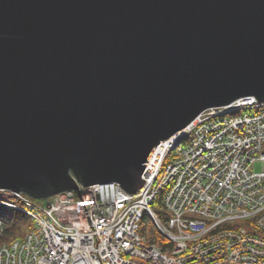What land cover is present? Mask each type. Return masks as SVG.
<instances>
[{
  "label": "water",
  "instance_id": "1",
  "mask_svg": "<svg viewBox=\"0 0 264 264\" xmlns=\"http://www.w3.org/2000/svg\"><path fill=\"white\" fill-rule=\"evenodd\" d=\"M246 96L264 0H0V190L135 194L160 142Z\"/></svg>",
  "mask_w": 264,
  "mask_h": 264
},
{
  "label": "built area",
  "instance_id": "2",
  "mask_svg": "<svg viewBox=\"0 0 264 264\" xmlns=\"http://www.w3.org/2000/svg\"><path fill=\"white\" fill-rule=\"evenodd\" d=\"M263 148L264 100L246 96L160 142L135 194L110 182L80 187L84 204L65 191L42 206L7 190L21 203L0 204L35 220L0 244V264H264V167H251ZM144 216L160 242L142 231Z\"/></svg>",
  "mask_w": 264,
  "mask_h": 264
},
{
  "label": "trees",
  "instance_id": "3",
  "mask_svg": "<svg viewBox=\"0 0 264 264\" xmlns=\"http://www.w3.org/2000/svg\"><path fill=\"white\" fill-rule=\"evenodd\" d=\"M0 200H8L15 203H21V200L7 190H0ZM160 204L161 196H158L155 202ZM154 202V203H155ZM0 218L4 221L3 229L0 232V244L9 243L12 240L20 239L26 231L32 227V221L29 216L18 209L11 208L0 204ZM154 235L155 238H152ZM151 239H157L160 242L158 235L153 234Z\"/></svg>",
  "mask_w": 264,
  "mask_h": 264
},
{
  "label": "rangeland",
  "instance_id": "4",
  "mask_svg": "<svg viewBox=\"0 0 264 264\" xmlns=\"http://www.w3.org/2000/svg\"><path fill=\"white\" fill-rule=\"evenodd\" d=\"M262 152H264V148H263ZM167 161H168V159H167ZM251 167H252V169H254L256 171H260L264 167V164L261 161H255ZM75 198H76V200L79 199V197L76 193H75ZM32 200L39 205L46 206L50 202L51 198L50 199L49 198H47V199L32 198ZM153 208L156 210H159L160 204L156 201L153 204ZM29 218H30V216H29ZM141 227H142V231L145 232L147 235H153V234L157 235V233H158V231H157L156 227L154 226V224L152 223V221L149 218H147L146 216H144L143 220L141 221Z\"/></svg>",
  "mask_w": 264,
  "mask_h": 264
},
{
  "label": "bare ground",
  "instance_id": "5",
  "mask_svg": "<svg viewBox=\"0 0 264 264\" xmlns=\"http://www.w3.org/2000/svg\"><path fill=\"white\" fill-rule=\"evenodd\" d=\"M149 167H153V164L151 163ZM51 198H54V197H51ZM21 211L24 212L25 214H27L25 211H23V210H21ZM27 215H29V214H27ZM29 216H30V219L32 220V228H33V226H34L33 222L35 219L31 215H29ZM29 231L30 230H28L24 235H26Z\"/></svg>",
  "mask_w": 264,
  "mask_h": 264
}]
</instances>
